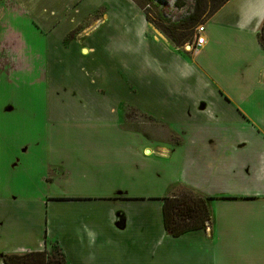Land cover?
<instances>
[{"label": "crops", "instance_id": "1", "mask_svg": "<svg viewBox=\"0 0 264 264\" xmlns=\"http://www.w3.org/2000/svg\"><path fill=\"white\" fill-rule=\"evenodd\" d=\"M25 19L36 26V38L17 25ZM263 20L264 0H229L205 23V43L194 49L198 58L226 49L219 34L228 31L237 33L229 42L236 49L228 54L224 49L227 59L219 64L199 65L191 56L195 41L187 45L190 51L176 47L132 0H0V78L48 81L54 115L85 109L73 119L109 123L115 117L128 127L143 126L138 134L149 139L161 126L180 142H162L157 150L167 155L172 150L166 143L185 146L181 183L209 198L214 213L206 230L172 237L164 227L162 201L157 206L146 199L132 203L121 191L104 199H76L61 185L68 173L52 163L34 176L39 197L33 191L27 198L0 195V264L5 255L44 252L51 245L66 264L252 260L248 241L258 231L254 220L264 223L263 212L256 216L252 209L262 208L253 201L264 199V50L258 41ZM242 36L248 38L245 44ZM34 40L37 53L30 54ZM125 47L134 51L131 60ZM108 102L114 113L99 114ZM131 112L138 116L129 117ZM141 116L151 121L141 122ZM21 163L18 158L11 169ZM221 202L233 209L216 216ZM94 205L101 208L95 212L101 218L92 220L96 206L77 213ZM139 209L149 215L135 217Z\"/></svg>", "mask_w": 264, "mask_h": 264}, {"label": "rangeland", "instance_id": "2", "mask_svg": "<svg viewBox=\"0 0 264 264\" xmlns=\"http://www.w3.org/2000/svg\"><path fill=\"white\" fill-rule=\"evenodd\" d=\"M176 1L155 0L160 5L159 10L163 15L174 22L195 12L196 0H179V8L175 6ZM212 6L211 1L206 4L203 21L210 19H208V13ZM149 11L154 16V9L150 7ZM86 23L87 21L84 25ZM17 25L28 27L29 30L26 32L36 38L37 31L34 29L36 26L32 20H19ZM30 26H34L31 27L33 29ZM219 37L224 42L223 46L228 44L226 49L224 47L225 53L228 54L230 50L236 49L229 45V42L235 41L238 37L237 33L221 32ZM247 39L245 36L240 37L244 44ZM33 43L35 40L30 42L31 47ZM187 45L189 44L186 43L183 46L184 49ZM224 49L208 57L199 58L194 49L191 56L199 65L202 61L205 64H219L227 59L221 54ZM35 52L37 53V44L29 53ZM124 52L128 55L127 60L134 57L132 48L125 47ZM98 58L102 59L100 54ZM209 78L213 79L212 76ZM49 88L48 81H35V76L8 75L6 78H0V195L4 194L8 198L19 195L20 198H27L32 194L31 191L36 192L38 189L34 176L41 175L44 166L50 167L52 163H57L68 173L61 185L67 189L68 195L76 196V199H104V196L121 191L127 192V197L131 198L129 201L132 203L146 199L152 200V204L157 206L161 204L163 198L181 191L184 187L181 177L185 161V146L166 143L172 150V153L167 155L160 154L157 150L162 142H180L175 136L172 135L170 138L161 126L156 125L157 130L150 139L143 134L140 137L139 129L143 126L128 127L121 121H115V117L112 121L108 120L109 123L104 119L88 121L83 116L73 119L75 114L86 113L85 109L79 111L73 108L71 114L55 113L54 115L48 107L51 101ZM108 104L99 114L108 111L110 115L111 112L114 113V110L111 111L109 108L110 102ZM7 106H12L14 109L6 111ZM67 111L65 109V112ZM115 112L117 113V110ZM121 112L120 108L118 113ZM116 113L113 116H116ZM137 116L134 112L129 114L131 118ZM140 118L144 123L151 121L143 116ZM151 119L155 121L154 123L157 122L154 118ZM26 145H31L30 151L28 154H22L21 151ZM148 148L153 149V152L148 153ZM18 158H21L22 167L12 170L11 166ZM34 197H39V193L36 192ZM253 202L259 206L263 205L262 208L253 206L252 209L256 216L263 212L264 218V199L260 197ZM95 206L92 209L91 207L78 209L77 213H90ZM232 209L233 205L221 202L214 211L215 215L219 216L221 210L220 213L223 216L225 212ZM98 210H101L98 206L93 210V221L101 218L100 213H95ZM142 215L149 214L142 209L134 213L135 217ZM210 217L211 221L214 220L212 211ZM259 223L254 220V228L258 231L256 237L248 241L252 244L250 248L252 260L245 261L243 264H264V223ZM55 251L56 248L51 245L50 250L47 251L49 260L55 258Z\"/></svg>", "mask_w": 264, "mask_h": 264}, {"label": "trees", "instance_id": "3", "mask_svg": "<svg viewBox=\"0 0 264 264\" xmlns=\"http://www.w3.org/2000/svg\"><path fill=\"white\" fill-rule=\"evenodd\" d=\"M132 1L142 10L150 24L173 45L181 48L186 43L192 44L196 38L198 25L208 21H203L206 4L211 1L213 5L208 13L209 19L229 0H196L195 12L178 22L167 19L159 10L160 5L155 0ZM175 6L180 7L179 0L176 1ZM150 7L154 9V16L150 14ZM75 33L76 31L72 32L70 37H73ZM258 41L264 50V20L258 33ZM208 199L186 187H182L177 194L163 198L164 227L168 235L180 237L192 231L206 230L211 224ZM60 252H57L52 260L41 252L5 255L3 262L4 264H66V258Z\"/></svg>", "mask_w": 264, "mask_h": 264}, {"label": "built area", "instance_id": "4", "mask_svg": "<svg viewBox=\"0 0 264 264\" xmlns=\"http://www.w3.org/2000/svg\"><path fill=\"white\" fill-rule=\"evenodd\" d=\"M204 31L205 27L204 25L198 26L196 29V38H195V44L193 48L199 47L205 43L204 38Z\"/></svg>", "mask_w": 264, "mask_h": 264}, {"label": "clouds", "instance_id": "5", "mask_svg": "<svg viewBox=\"0 0 264 264\" xmlns=\"http://www.w3.org/2000/svg\"><path fill=\"white\" fill-rule=\"evenodd\" d=\"M88 235H89V241L88 242L91 245L93 240H94V236H93V234L91 232H89Z\"/></svg>", "mask_w": 264, "mask_h": 264}, {"label": "flooded vegetation", "instance_id": "6", "mask_svg": "<svg viewBox=\"0 0 264 264\" xmlns=\"http://www.w3.org/2000/svg\"><path fill=\"white\" fill-rule=\"evenodd\" d=\"M54 247L56 248V251H55V252H56V253H57V252H59V249H58L56 246H54ZM48 251H49V250H48ZM41 253H45L46 255H48V252H47V250H46V251H44V252H41Z\"/></svg>", "mask_w": 264, "mask_h": 264}, {"label": "bare ground", "instance_id": "7", "mask_svg": "<svg viewBox=\"0 0 264 264\" xmlns=\"http://www.w3.org/2000/svg\"><path fill=\"white\" fill-rule=\"evenodd\" d=\"M190 48H191V47L189 46L187 49H189V50H190Z\"/></svg>", "mask_w": 264, "mask_h": 264}]
</instances>
